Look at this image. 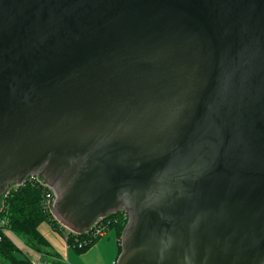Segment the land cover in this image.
Returning <instances> with one entry per match:
<instances>
[{
	"label": "water",
	"instance_id": "1",
	"mask_svg": "<svg viewBox=\"0 0 264 264\" xmlns=\"http://www.w3.org/2000/svg\"><path fill=\"white\" fill-rule=\"evenodd\" d=\"M66 169L119 264H264V0H0V193Z\"/></svg>",
	"mask_w": 264,
	"mask_h": 264
},
{
	"label": "trees",
	"instance_id": "2",
	"mask_svg": "<svg viewBox=\"0 0 264 264\" xmlns=\"http://www.w3.org/2000/svg\"><path fill=\"white\" fill-rule=\"evenodd\" d=\"M47 192L48 189L37 178L28 177L23 185L12 189L7 197L2 196L1 199V205H3L0 211V221L5 222V229L20 235L27 244L37 249L49 245L40 232L43 223L47 222L53 230L59 233L64 231L46 204ZM103 221L109 224L110 231L114 229L120 237L128 223L127 216L123 211L108 214ZM68 233L70 245L88 238V234L84 232ZM96 240L84 249H78L77 246L74 248L77 252H85L95 244ZM15 251V246L4 237L0 242V254L11 264H28V261H19L15 256Z\"/></svg>",
	"mask_w": 264,
	"mask_h": 264
},
{
	"label": "crops",
	"instance_id": "3",
	"mask_svg": "<svg viewBox=\"0 0 264 264\" xmlns=\"http://www.w3.org/2000/svg\"><path fill=\"white\" fill-rule=\"evenodd\" d=\"M42 180L44 179L42 178ZM57 186L60 187L59 184ZM62 190L63 189L61 188L60 192ZM65 192L66 191L63 190L62 195H64ZM62 195L60 194L56 200L57 204L53 208V216L64 229L63 233L53 230L52 227H50L52 228V231L46 228H40L41 234L49 243L48 247H41L40 249H37L27 244L25 239L15 232L10 230L5 232V237L16 248L15 256L19 261H28V264H94L92 255L96 254L97 256L103 255L106 257V264H113L129 250L126 245V236L122 234L120 237L116 232V236L113 237L115 238L116 243L113 241L112 237H110L108 238L109 240H103L100 244L95 243L85 252H77V250L67 242L65 234L67 232L77 233L78 230L85 229V227L92 221L86 216L72 210L66 215L63 214L59 208V205L64 202L62 201L64 197H62ZM67 206L69 207V205ZM70 209L71 208H69V210ZM0 264L11 263L0 254Z\"/></svg>",
	"mask_w": 264,
	"mask_h": 264
},
{
	"label": "built area",
	"instance_id": "4",
	"mask_svg": "<svg viewBox=\"0 0 264 264\" xmlns=\"http://www.w3.org/2000/svg\"><path fill=\"white\" fill-rule=\"evenodd\" d=\"M28 177H35L37 178L41 184L48 189V192L46 193V197H45V201H46V204L47 206L50 208V209H53L55 207V204H56V198H57V192L55 190V188L50 185L48 182L47 183H44L42 180H40V177L38 174H34V175H31V176H28ZM26 177L24 180H21L19 182H13L9 185V187L7 188V191L6 193L3 194L4 197H7L9 192L12 190V189H16L18 188L19 186L23 185L26 181V179L28 178ZM46 182V181H45ZM3 205V204H2ZM2 208V206H1ZM1 208H0V211H1ZM105 217H102V218H98L94 224L92 225V227L90 229H88L87 231H85L84 233L88 234V238L86 240H83V241H77L75 244H71V246L73 247H76L78 249H84L85 247H87L92 241L96 240V239H99L101 237H104L106 236L107 232L110 231V228H109V224L105 223L103 221ZM5 222L4 221H0V242L4 239L5 237V232L6 231H9L8 229H5ZM4 229V230H3ZM77 234V233H76ZM66 236V240L68 242V238H69V233L67 232L65 234ZM113 264H119V259L117 261H115Z\"/></svg>",
	"mask_w": 264,
	"mask_h": 264
},
{
	"label": "rangeland",
	"instance_id": "5",
	"mask_svg": "<svg viewBox=\"0 0 264 264\" xmlns=\"http://www.w3.org/2000/svg\"><path fill=\"white\" fill-rule=\"evenodd\" d=\"M71 158V157H70ZM81 158V157H80ZM73 159V160H72ZM79 158L77 157V156H75V157H73V158H71L70 160H69V163L71 164V163H74L75 162V164L77 165V164H79V165H77V167H79L80 166V161L78 160ZM81 160H83V162L82 163H84V161H85V155H84V157H83V159H81ZM74 165V164H73ZM72 165V166H73ZM78 171H80V169H77ZM38 175H39V177L40 178H43L42 177V174L41 173H38ZM75 178L76 177H72V179H69V182L64 186V189L63 190H65L66 192L64 193V194H67V192L70 190V187L72 186V184H73V182H74V180H75ZM61 180H60V184H61ZM59 184V183H58ZM57 184V182H55V184L54 185H52V186H54L55 188H56V186L58 185ZM67 197L65 196V197H63V199H66ZM141 201V199H139L138 201H136L135 202V204L136 203H138V202H140ZM126 205V207H127V209L125 208V207H122L121 208V210L120 211H123L125 214H126V216H127V219H128V223H129V221H130V217L129 216H131V220H132V222L131 223H134V220H137V218H138V215L140 214V210L141 209H139V212H138V215H134V212H133V210H134V208H133V206L134 205H132V203H130V201H127V203L125 204ZM134 207H136V206H134ZM51 212L53 213V215H54V210L53 209H51ZM119 212V211H118ZM133 213V214H132ZM134 217H136V218H134ZM128 223H127V225H128ZM127 225H126V227H127ZM138 226H139V224H138ZM137 226V229H139V227ZM41 227H42V229H49L50 231H52V228H50L51 226L49 225V224H47V222H45V223H43L42 225H41ZM40 227V228H41ZM125 227V228H126ZM113 232V233H112ZM114 236H116V231L113 229V230H111V231H109V232H107V234H106V236L105 237H101V238H99L98 240H96V244H100L101 243V241H103V240H109L108 238H110V237H112V239H113V241L116 243V240H115V238H113ZM126 245H128V243L126 242ZM92 259H93V262H94V264H106V262H107V259H106V257H104L103 255H101V256H97L96 254H93L92 255Z\"/></svg>",
	"mask_w": 264,
	"mask_h": 264
},
{
	"label": "bare ground",
	"instance_id": "6",
	"mask_svg": "<svg viewBox=\"0 0 264 264\" xmlns=\"http://www.w3.org/2000/svg\"><path fill=\"white\" fill-rule=\"evenodd\" d=\"M55 168H56V167H52V168H50V169H48V170H50V171H52V172H55V170H56ZM66 170H67V169H66ZM66 170H64L63 173L61 172V173H62L61 175L64 177V179H67V178H68V177H67L68 174L65 173ZM61 175H60V176H61ZM87 176H88V174L85 173V171H84V175L81 176V180L86 182V178H87ZM79 178H80V175H79V173H78V179H79ZM77 186H78V189H79L80 191H82L83 189H84V191H85V188L83 187V185H82V186L77 185ZM77 186H76V189H77ZM56 188H57V189L59 190V192H60V189H61V188L58 187V186H57ZM70 192H71V191H70ZM70 192H69L68 194H70ZM77 192H78V191H77ZM60 194H62V192H60ZM60 194H59V195H60ZM68 194H67V195H68ZM139 199L142 200L141 197H139V198L136 197V198H135V200H137V201H138ZM71 200L74 201L73 196L71 197ZM140 202H141V201H140ZM142 206H143V205H142ZM135 208H136V209L133 210V212L135 211V212H134V215H138L139 209H138L137 207H135Z\"/></svg>",
	"mask_w": 264,
	"mask_h": 264
},
{
	"label": "flooded vegetation",
	"instance_id": "7",
	"mask_svg": "<svg viewBox=\"0 0 264 264\" xmlns=\"http://www.w3.org/2000/svg\"><path fill=\"white\" fill-rule=\"evenodd\" d=\"M70 172H71V171H69V170L67 169V170L65 171V173L68 174V176H67L68 178H67V179H64V177L61 175V180H64V181L68 182ZM62 191H63V190H62ZM62 191H61V192H62ZM134 218H136V217H134Z\"/></svg>",
	"mask_w": 264,
	"mask_h": 264
}]
</instances>
